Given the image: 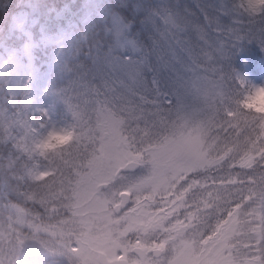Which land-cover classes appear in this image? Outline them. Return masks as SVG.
<instances>
[{
	"label": "snow or ice",
	"instance_id": "6c2138e0",
	"mask_svg": "<svg viewBox=\"0 0 264 264\" xmlns=\"http://www.w3.org/2000/svg\"><path fill=\"white\" fill-rule=\"evenodd\" d=\"M118 7L0 0V264H264V0Z\"/></svg>",
	"mask_w": 264,
	"mask_h": 264
},
{
	"label": "rangeland",
	"instance_id": "374dc122",
	"mask_svg": "<svg viewBox=\"0 0 264 264\" xmlns=\"http://www.w3.org/2000/svg\"><path fill=\"white\" fill-rule=\"evenodd\" d=\"M78 3L81 2V0H77ZM136 0H96V3L98 6H103V5H110L111 8H113L114 10L121 12V14H123V11L120 7H118L119 5L123 4V3H135ZM147 2L149 3H156L158 2V0H147ZM182 3H189L191 4V0H182ZM254 44L257 46H252L250 47V52L254 53L257 51H261L260 48H258V44L255 40H253ZM241 51H238L235 56L232 57V67H234L236 69L237 72L241 73L242 75H244L245 77H247V79H252L254 84L256 85H260V84H264V59L258 54L255 53L253 60L255 64H262L261 66V70L259 72H255L253 69L252 64H250L249 59L246 55H244L243 53H239ZM263 57H264V51H261ZM58 126H63L62 124L58 125Z\"/></svg>",
	"mask_w": 264,
	"mask_h": 264
},
{
	"label": "clouds",
	"instance_id": "9594fccd",
	"mask_svg": "<svg viewBox=\"0 0 264 264\" xmlns=\"http://www.w3.org/2000/svg\"><path fill=\"white\" fill-rule=\"evenodd\" d=\"M26 2H27V0H8L9 6L15 5L21 9L24 8V5L26 4ZM56 2H57V0H53L52 3H48V4L50 7H55ZM58 2H59V6L61 8H63L65 4L72 6L73 4L77 3V0H58ZM83 2H84V0H81L80 4L82 5ZM226 3L228 5V7L231 8L238 3V0H226ZM233 14L235 15V13H233ZM262 15H264V13H262ZM242 18L245 20L248 19L247 16L242 17ZM245 41L249 42V37L247 35H245V39L242 40L241 43L245 42ZM260 86H264V84H260ZM250 102L255 108H264V91L256 93Z\"/></svg>",
	"mask_w": 264,
	"mask_h": 264
},
{
	"label": "trees",
	"instance_id": "16d2710c",
	"mask_svg": "<svg viewBox=\"0 0 264 264\" xmlns=\"http://www.w3.org/2000/svg\"><path fill=\"white\" fill-rule=\"evenodd\" d=\"M46 3H52L53 0H45ZM100 8H111L110 5H103V6H99ZM254 46L252 44V42H248V41H245V42H242L241 45H240V51L246 53L250 58H252V56L254 55L252 52H250V47ZM258 53H261V51H257ZM255 70L256 71H259L260 70V66L257 65V66H254ZM252 83L253 81L250 80Z\"/></svg>",
	"mask_w": 264,
	"mask_h": 264
}]
</instances>
